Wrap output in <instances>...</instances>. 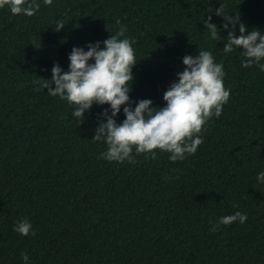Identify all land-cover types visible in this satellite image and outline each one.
<instances>
[{
    "label": "trees",
    "instance_id": "trees-1",
    "mask_svg": "<svg viewBox=\"0 0 264 264\" xmlns=\"http://www.w3.org/2000/svg\"><path fill=\"white\" fill-rule=\"evenodd\" d=\"M37 2L32 17L0 9V264H24L22 252L29 264H264V71L244 68L242 49L224 53L228 30L214 14L223 4L264 34V0ZM209 14L219 41L204 28ZM122 25L138 62L133 101L163 107L183 57L199 49L223 64L230 99L195 155L173 162L154 150V160L134 148L135 163L109 162L92 139L108 105L94 104L79 125L73 105L36 91L55 63L68 70L74 46L87 50ZM237 211L246 222L219 223ZM20 219L35 236L14 231Z\"/></svg>",
    "mask_w": 264,
    "mask_h": 264
},
{
    "label": "clouds",
    "instance_id": "clouds-1",
    "mask_svg": "<svg viewBox=\"0 0 264 264\" xmlns=\"http://www.w3.org/2000/svg\"><path fill=\"white\" fill-rule=\"evenodd\" d=\"M45 6H52L53 0H43ZM7 6L13 15L34 16L41 5L37 0H0V9ZM214 14L223 17V29L228 30L223 51L227 55L236 49H242L245 57L244 68L257 64L264 71V34L253 28L246 31V25L240 22V14L230 16L221 4ZM212 14L204 20L211 39L219 41V29L211 22ZM116 24H120L117 20ZM239 24V35L236 27ZM65 27L58 21L54 30L59 32ZM126 26H121L115 35L104 41H96L84 47L74 46L68 56V70L64 71L59 63L51 69V79L39 77L33 83L38 84L36 91L47 89L50 96H59L73 105L72 116L79 125L84 122L85 112L95 105H108L100 113V121L92 137L107 145L102 152L109 162L127 161L135 163L133 149L137 155L157 159L154 150L169 153L173 162L185 159L186 155H195L203 143L201 133L208 121L219 118L223 106L228 103L230 89L224 86L225 71L222 63H217L211 51L199 49L198 55L183 57V71L177 72L174 80L163 94L165 105L153 107L150 99L133 101L130 97L134 83L133 68L137 65L134 40L125 38ZM40 48V47H36ZM133 105H135L133 107ZM125 119L117 122L121 112ZM99 158V157H98ZM258 180L264 182V171L258 174ZM247 215L237 211L234 215L220 218L222 225H231L239 221L246 222ZM215 230V228L213 229ZM14 231L23 235L35 236L32 224L20 219ZM24 264H29V256L21 253Z\"/></svg>",
    "mask_w": 264,
    "mask_h": 264
}]
</instances>
